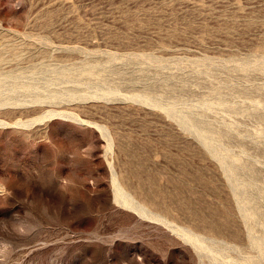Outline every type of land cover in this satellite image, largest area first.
Listing matches in <instances>:
<instances>
[{"label": "rangeland", "instance_id": "1", "mask_svg": "<svg viewBox=\"0 0 264 264\" xmlns=\"http://www.w3.org/2000/svg\"><path fill=\"white\" fill-rule=\"evenodd\" d=\"M0 264H264V0H0Z\"/></svg>", "mask_w": 264, "mask_h": 264}, {"label": "bare ground", "instance_id": "2", "mask_svg": "<svg viewBox=\"0 0 264 264\" xmlns=\"http://www.w3.org/2000/svg\"><path fill=\"white\" fill-rule=\"evenodd\" d=\"M118 191H119V190H118ZM120 192L122 193V191H119L118 194H119ZM121 193H120V194H121ZM122 195H123V194H122Z\"/></svg>", "mask_w": 264, "mask_h": 264}]
</instances>
